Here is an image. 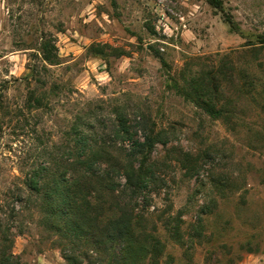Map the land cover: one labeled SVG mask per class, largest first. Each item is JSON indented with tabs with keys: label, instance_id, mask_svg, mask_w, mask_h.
<instances>
[{
	"label": "rangeland",
	"instance_id": "rangeland-1",
	"mask_svg": "<svg viewBox=\"0 0 264 264\" xmlns=\"http://www.w3.org/2000/svg\"><path fill=\"white\" fill-rule=\"evenodd\" d=\"M219 1L0 0V224L12 240V257L0 264H66L56 236L37 226L34 203L10 218L15 196L45 157L63 161L79 119L113 141L116 106L133 122L144 115L169 141L152 154L159 178L148 225L161 217V260L264 264V95L246 94L252 75L242 72L263 84L264 0ZM42 35L53 40L59 63L41 59ZM100 46L104 57L92 54ZM223 62L236 111L230 122L210 118L174 85ZM180 148L210 152L199 175L185 176ZM168 215L180 216L183 244L165 238Z\"/></svg>",
	"mask_w": 264,
	"mask_h": 264
},
{
	"label": "trees",
	"instance_id": "trees-1",
	"mask_svg": "<svg viewBox=\"0 0 264 264\" xmlns=\"http://www.w3.org/2000/svg\"><path fill=\"white\" fill-rule=\"evenodd\" d=\"M209 2L221 7L219 0ZM224 20L232 23L229 17ZM257 43L264 44V35ZM92 49V54L105 56L104 47ZM39 52L44 62L59 63L50 37L42 35ZM226 67L227 63L223 62L216 70L196 71L186 78L187 85L180 86L177 82L174 85L184 100L192 102L210 118L230 122L236 111L227 100L225 83L231 84V80ZM242 72L244 77L252 75L246 94L260 89L258 95L260 92L264 95V82L257 84L256 74ZM258 106L264 113V98ZM113 112L110 134L114 140L102 137L90 122L79 119L72 126L74 144L67 149L63 161L45 157L42 167L24 175L10 218L14 219L25 203H34L38 208L37 226L56 236L66 264H82L80 258L92 264H171L168 255L161 260L166 247L157 226L161 217L148 225L156 211L149 210L153 207V188L159 178L152 154L156 145L168 144L166 132L148 127L145 116L138 112L135 122L122 106H116ZM228 129L235 130L236 126ZM209 153L180 148L176 160L190 178L199 175L202 161L209 158ZM166 218L170 222L162 221L165 238L183 244L180 216L173 222V217ZM11 247L10 227L0 224V258L10 259Z\"/></svg>",
	"mask_w": 264,
	"mask_h": 264
}]
</instances>
